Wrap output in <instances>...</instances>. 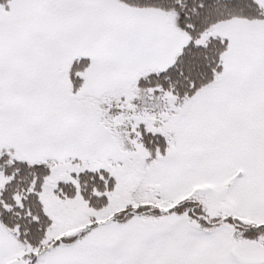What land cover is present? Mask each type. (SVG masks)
Wrapping results in <instances>:
<instances>
[{
  "label": "snow or ice",
  "instance_id": "1",
  "mask_svg": "<svg viewBox=\"0 0 264 264\" xmlns=\"http://www.w3.org/2000/svg\"><path fill=\"white\" fill-rule=\"evenodd\" d=\"M0 264H264V0H0Z\"/></svg>",
  "mask_w": 264,
  "mask_h": 264
}]
</instances>
